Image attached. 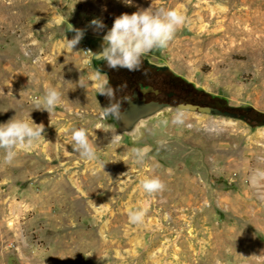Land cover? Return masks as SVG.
Returning <instances> with one entry per match:
<instances>
[{"label": "rangeland", "instance_id": "obj_1", "mask_svg": "<svg viewBox=\"0 0 264 264\" xmlns=\"http://www.w3.org/2000/svg\"><path fill=\"white\" fill-rule=\"evenodd\" d=\"M147 9L186 18L147 57L245 119L183 110L175 124L165 111L134 138L101 119L96 92L108 77L92 50L115 18ZM72 26L84 38L63 51ZM134 74L161 87L158 71ZM49 88L62 97L51 114L35 110ZM161 92L176 103L173 87ZM11 119L43 124L45 139L11 164L0 149V264H264V0H0V124ZM79 128L93 160L74 150ZM133 148L150 151L137 162ZM152 178L166 189L144 192ZM145 206L144 222L130 223L129 210Z\"/></svg>", "mask_w": 264, "mask_h": 264}, {"label": "clouds", "instance_id": "obj_2", "mask_svg": "<svg viewBox=\"0 0 264 264\" xmlns=\"http://www.w3.org/2000/svg\"><path fill=\"white\" fill-rule=\"evenodd\" d=\"M123 2L129 6L132 5V0H123ZM185 22V16L175 9H159L155 12L147 9L138 10L132 14H121L115 18L111 29L103 35L100 50L92 52V60L103 62L112 70L140 71L147 55L154 50L167 48L169 43L175 38L177 31L185 25ZM90 23L96 31L105 27L103 22L98 19H93ZM70 31L74 32L75 35L71 39H67L63 51L74 52V49L83 40L85 32L73 26ZM96 78L98 79V77ZM79 86L85 88L83 83L79 84ZM98 93L111 101L115 96V89L105 80L98 85ZM61 103V93L49 88L43 100V108H41V102L37 100L35 110H46L51 114ZM118 111L119 106L110 103L109 106L104 107L100 117L101 119H107L109 116L116 117ZM176 112L177 114L172 122L183 124L185 119L183 109L178 108ZM160 123L167 125L168 121L165 119ZM44 131V125L36 124L32 119L31 123L26 120L11 119L7 123L0 124V149L4 151V161L11 164L19 151L27 152L32 150L42 139H45ZM114 139L118 141L119 135L117 134ZM72 140L75 145L74 150L78 151L83 158L86 160L96 158V149L90 143L87 129L72 130ZM149 151L150 149L148 148L132 149L137 162H142ZM142 188L147 194L154 195L163 192L166 189V185L159 178H152L145 179L142 182ZM147 211L146 206L135 210L130 209L128 212L130 223L142 224Z\"/></svg>", "mask_w": 264, "mask_h": 264}, {"label": "water", "instance_id": "obj_3", "mask_svg": "<svg viewBox=\"0 0 264 264\" xmlns=\"http://www.w3.org/2000/svg\"><path fill=\"white\" fill-rule=\"evenodd\" d=\"M102 44V43H101ZM101 44L93 48L92 52H97L100 50ZM93 53H91L90 61L91 64L95 66L94 60H92ZM146 64L154 68L165 67L166 64L163 61H155L146 57L144 59ZM140 92H157V89L153 88L151 85H144L139 88ZM96 99L100 107L104 110V107L109 106L111 102L104 99V96L100 95L98 91L96 92ZM114 105L119 106L118 115L113 117V121L116 127V130L124 135H127L131 138L137 137L139 134L140 126L147 122L148 120L158 116L160 113L165 111H176L178 108L193 111L196 113H204L210 115H223L229 117H237L245 119L244 115L237 113L231 109H220L211 105H200L192 102H176L170 103L167 101L159 100H145L143 97H139L137 91L134 90L131 93V97H126L124 103L122 101L115 103ZM249 105H242L240 108L246 110Z\"/></svg>", "mask_w": 264, "mask_h": 264}, {"label": "trees", "instance_id": "obj_4", "mask_svg": "<svg viewBox=\"0 0 264 264\" xmlns=\"http://www.w3.org/2000/svg\"><path fill=\"white\" fill-rule=\"evenodd\" d=\"M142 66L143 67L148 66L149 68H154L146 64L145 61H143ZM155 69L162 74L161 87H159V89L162 88L161 90H163L165 86L173 87L174 88L173 94L176 99L175 102H192V103H197L200 105H211V106L218 107L220 109L233 110V107L227 103L224 97L219 96V95L210 94V93L202 91L199 88L193 87L189 82L185 81L182 77L173 74L166 67L155 68ZM116 73L117 75H119V76H116L117 79L123 78L129 81L130 79L136 78L134 77L135 75L134 72H129L126 69L116 70ZM111 87L115 89V96L120 97L126 93L128 85L122 84L121 86H119V85L112 84ZM186 87H188V89ZM250 109L251 107L249 106L244 111L247 112ZM254 113L258 116L260 115L259 112L254 111Z\"/></svg>", "mask_w": 264, "mask_h": 264}, {"label": "flooded vegetation", "instance_id": "obj_5", "mask_svg": "<svg viewBox=\"0 0 264 264\" xmlns=\"http://www.w3.org/2000/svg\"><path fill=\"white\" fill-rule=\"evenodd\" d=\"M94 64H95L96 68L100 69L102 72H104L107 75V77H108V80L107 81L109 82L110 86L112 84L119 85V86H121L122 84L128 85L126 93L127 92H129V93L128 94H124L123 96L117 97V99H118L117 102L122 101L124 103V99L126 97H131V93L134 90L137 91V94H138L139 97H143L145 100H150V99L159 100L160 99L159 98V94H161L162 92H161V89H159L158 86L157 87L152 86L153 88L157 89V92H155V93L152 92V91L140 92L139 91V88L141 86H144V85L137 78L130 79L129 81L128 80H125L123 78H121V79L118 78L117 79L116 76H119V75H117L116 70H112V69L108 68L105 63L99 62L97 60H94ZM146 68L157 71L155 68H149L148 66ZM149 93H151V96L150 97H148V94ZM170 94H171L170 92H167L164 95L165 96H169ZM104 99H105V96H104ZM107 101H109V100H107ZM109 102H111V101H109Z\"/></svg>", "mask_w": 264, "mask_h": 264}]
</instances>
